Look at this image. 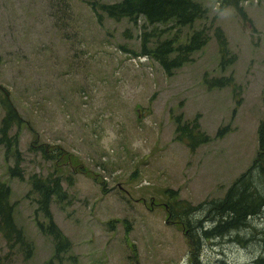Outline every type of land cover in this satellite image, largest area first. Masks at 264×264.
I'll use <instances>...</instances> for the list:
<instances>
[{
  "label": "rangeland",
  "instance_id": "1",
  "mask_svg": "<svg viewBox=\"0 0 264 264\" xmlns=\"http://www.w3.org/2000/svg\"><path fill=\"white\" fill-rule=\"evenodd\" d=\"M195 1L203 17L177 27L143 16L100 19L86 0H0V97L22 119L9 129L19 131L21 176L10 175L14 159L6 160L2 142L0 181L8 183L13 222L32 250L25 259L23 247L8 248L0 236V255L11 252L10 264H43L54 255L52 237L37 225L47 217L37 211L32 173L57 175L67 190L49 207L70 240L52 264H191L188 229L167 216L163 191L201 202L193 228L202 225L204 203L221 198L256 157L264 114V0ZM216 26L226 57L235 60L226 67ZM203 27L206 43L169 74L140 51L143 39L150 48L172 37L177 47ZM229 74L240 89L204 84L205 76ZM3 111L0 105V123ZM179 116L196 118L210 140L190 152L174 138ZM220 126L228 130L216 137ZM249 221L253 228L232 242L228 233L203 240L197 264H251L261 256L264 241L255 232H264V211Z\"/></svg>",
  "mask_w": 264,
  "mask_h": 264
},
{
  "label": "trees",
  "instance_id": "2",
  "mask_svg": "<svg viewBox=\"0 0 264 264\" xmlns=\"http://www.w3.org/2000/svg\"><path fill=\"white\" fill-rule=\"evenodd\" d=\"M86 3L100 19L101 14L112 17L115 20L125 17L128 20L142 17L149 23L160 22L164 23L167 20H173L174 26L190 25L195 19H201L205 14L203 5L195 0H116L105 4L99 3L96 0H86ZM65 9V7H59ZM159 32L161 30H158ZM206 27L199 30L194 29L184 43H180L177 47L174 45V38L167 37L163 40L155 41L154 45L146 48L147 41L143 39L141 46L142 54H147L151 59L157 60L162 65L165 73L169 74L171 69L179 68L196 49L201 48L207 41ZM217 40V48L220 52V61L225 67L234 62V56L229 55L227 48V40L223 36L222 28L216 26L212 33ZM204 84L208 88H218L222 86H232L233 89H240V86L233 81L232 74L228 76H205ZM238 103V102H237ZM0 105L4 111L1 116L0 123V143L5 144L4 154L6 160L11 156L13 166H8L11 176H21V167L19 162L22 157L17 145V135L19 131H15L13 135H9L12 125H20L21 117L18 115V110L13 106L9 97L2 95L0 97ZM182 116L176 117L174 138L177 141L185 144L190 152H194L199 144H204L210 140V135L204 133L200 128L196 118L192 120L181 121ZM227 126H220L215 132L216 137L224 135L228 129ZM258 144L255 158L249 164L245 171L239 176H236L228 188H225L224 195L221 198H211L205 202V213L199 218L198 222L202 221V217L210 214L211 225L205 228V223L194 229V216L197 214L201 205L191 204L189 200L181 199L177 195V191L166 189L163 192L167 196L165 206L167 208V216L171 220H178L180 223H185V228L188 229L186 243H188L190 263L197 264L199 262L200 247L203 246V240H213L215 237H221L225 233L233 236L235 239L240 237V232L248 227L253 228L249 221L250 217L258 215L264 211V114L256 127ZM30 190L34 192V202L37 204V211L44 214L47 219L45 223L38 222L41 232L52 237L54 241V255L45 260L43 264H52L54 257H59V254L65 252L69 246V238L65 237L59 227L52 223L49 207L53 197L62 201L66 197L67 190L62 188L60 179L57 175L52 176H37L30 174ZM72 181L69 182L71 184ZM11 190L8 183L0 181V236L6 240L5 244L8 248L15 245L24 248V258H28L32 254V250L25 247L24 238H22L21 229L17 228L13 220L14 203L9 201ZM250 216V217H249ZM258 241H264V232H255ZM231 237V238H233ZM246 242V241H245ZM11 252H7L5 256L0 255V264L2 260L10 264ZM197 257V258H196ZM251 264H264V253L251 261Z\"/></svg>",
  "mask_w": 264,
  "mask_h": 264
},
{
  "label": "bare ground",
  "instance_id": "3",
  "mask_svg": "<svg viewBox=\"0 0 264 264\" xmlns=\"http://www.w3.org/2000/svg\"><path fill=\"white\" fill-rule=\"evenodd\" d=\"M262 212V211H261ZM211 216H210V214H209V216H206V217H204V218H201L202 219V221H201V223H205V225L206 226H210L212 223H211ZM251 224V223H250ZM240 234V233H239ZM241 235V234H240ZM228 237H233V236H231V235H229ZM227 237V238H228ZM219 238V237H218ZM214 240V239H213ZM234 240H236L234 237L233 238H231L230 240H229V242H232V241H234ZM200 249H202V247H200ZM198 255H200V253L198 254Z\"/></svg>",
  "mask_w": 264,
  "mask_h": 264
}]
</instances>
